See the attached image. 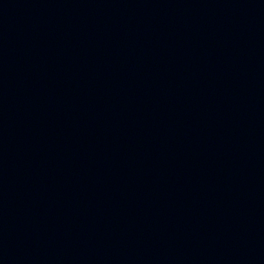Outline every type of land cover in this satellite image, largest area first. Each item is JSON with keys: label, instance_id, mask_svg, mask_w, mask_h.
<instances>
[{"label": "water", "instance_id": "obj_1", "mask_svg": "<svg viewBox=\"0 0 264 264\" xmlns=\"http://www.w3.org/2000/svg\"><path fill=\"white\" fill-rule=\"evenodd\" d=\"M0 264H264V0H0Z\"/></svg>", "mask_w": 264, "mask_h": 264}]
</instances>
